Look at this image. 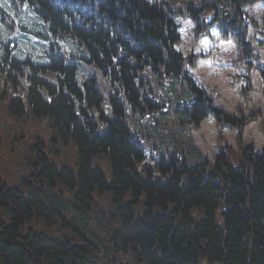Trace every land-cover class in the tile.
Returning a JSON list of instances; mask_svg holds the SVG:
<instances>
[{
  "label": "trees",
  "instance_id": "1",
  "mask_svg": "<svg viewBox=\"0 0 264 264\" xmlns=\"http://www.w3.org/2000/svg\"><path fill=\"white\" fill-rule=\"evenodd\" d=\"M253 1L4 0L15 18L50 32L43 55L16 56L0 36L7 111L46 119L55 157L58 145L76 152L61 165L36 150L23 156L30 177L0 178V264H129L119 254L133 264H264V151L240 143L235 158L227 147L209 163L174 129L222 113L182 74L176 17L196 33L217 20L234 28L233 8ZM10 18L0 9L16 29ZM145 71L171 79L158 94ZM227 122L241 142L242 123ZM149 139L159 177L139 168Z\"/></svg>",
  "mask_w": 264,
  "mask_h": 264
},
{
  "label": "rangeland",
  "instance_id": "2",
  "mask_svg": "<svg viewBox=\"0 0 264 264\" xmlns=\"http://www.w3.org/2000/svg\"><path fill=\"white\" fill-rule=\"evenodd\" d=\"M3 1L0 0L1 6ZM149 1L162 3L166 0ZM2 8L4 9L3 6ZM235 8V14L231 17L234 23L238 20L241 24H234V28L224 27L221 21L217 20L208 24L206 29L198 31L200 33H196L193 20L188 17L175 19L179 42L174 48L184 58L182 74L187 73L199 89L205 90L211 96L213 104L222 111L220 119L211 117L198 126L187 124L186 129L175 121L178 129H184L183 134L202 149L209 163L214 162L216 153L227 147L231 148L229 152L233 151L235 158L242 150L240 143L253 147L256 152L264 151V80L261 73L264 68V0L236 5ZM225 9L227 7L222 9L224 14ZM15 21L17 25L22 26L19 32L0 27L1 37L6 36L12 44L17 42L13 53L16 56H20V51L23 54L43 55L50 47L47 38L50 32L46 35L43 25L37 24L39 22L32 17L23 18L21 21L15 18ZM241 32L245 33V47L240 42ZM60 48L70 49V45L62 42ZM58 51L60 49H57ZM70 52L76 54L75 49ZM87 75L88 72L80 66L78 79L83 80ZM144 75L147 77L145 82L155 85V90H151L158 94L161 92L159 84L165 86L168 84L167 80L171 79L167 76L165 78L163 74L151 76L148 71H145ZM228 119H234L235 126L242 123L241 142L238 139L239 131L228 124ZM50 131L46 119H35L29 113L22 117L11 115L7 111L6 101L2 100L0 94V178L7 183L17 184L23 174L30 177L23 156H26L25 161L28 162L33 159L36 150H42L46 159L51 162L54 160L61 165H72L75 147L58 145L55 147L59 150L58 156L55 157L48 143ZM145 143L144 164H139V168H148L159 177L155 162L161 153L155 145H151L152 140H146ZM103 163L104 161L102 165L106 168ZM119 255L124 260H129V264H133L129 257Z\"/></svg>",
  "mask_w": 264,
  "mask_h": 264
},
{
  "label": "bare ground",
  "instance_id": "3",
  "mask_svg": "<svg viewBox=\"0 0 264 264\" xmlns=\"http://www.w3.org/2000/svg\"><path fill=\"white\" fill-rule=\"evenodd\" d=\"M201 91L204 92L207 96H210L205 90L201 89ZM170 103H171V104H176V105H178V101H170ZM215 107L219 109V107H217L216 105H215ZM221 116H222V115H221L220 113H219L218 115H214V116L208 114L206 117H204V118L201 119L199 125H200L201 123H203L205 120L210 119L211 117L214 118V119H220ZM218 117H219V118H218ZM175 129L178 130V131H180V133H184V131H185L184 129H178V126H177V125L175 126ZM185 129H186V128H185ZM194 143H196V142L194 141ZM196 147H197V146H196ZM197 148H198L199 150H202L200 147H197ZM200 264H213V263H209L206 259L202 258V259L200 260ZM215 264H216V263H215Z\"/></svg>",
  "mask_w": 264,
  "mask_h": 264
}]
</instances>
